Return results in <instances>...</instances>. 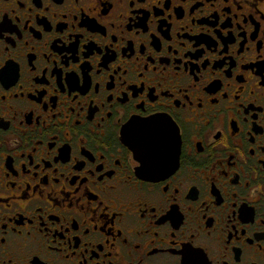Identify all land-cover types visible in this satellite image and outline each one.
Wrapping results in <instances>:
<instances>
[{
	"label": "flooded vegetation",
	"instance_id": "af4514ba",
	"mask_svg": "<svg viewBox=\"0 0 264 264\" xmlns=\"http://www.w3.org/2000/svg\"><path fill=\"white\" fill-rule=\"evenodd\" d=\"M0 66V264H264V0H0ZM145 109L164 179L117 138Z\"/></svg>",
	"mask_w": 264,
	"mask_h": 264
},
{
	"label": "snow or ice",
	"instance_id": "6c2138e0",
	"mask_svg": "<svg viewBox=\"0 0 264 264\" xmlns=\"http://www.w3.org/2000/svg\"><path fill=\"white\" fill-rule=\"evenodd\" d=\"M6 71L9 70L4 66H0V83L3 82ZM9 75L14 77L15 70L9 71ZM137 103L143 108L142 101H137ZM144 111L147 114L143 117L137 114L135 116L136 119H128L120 127L117 138L122 141L130 152L133 161L132 170L136 176L145 181L164 179L175 172L176 166L172 153L174 141L180 135L179 129L166 116L157 115L151 109H145ZM111 139L112 136L110 135L105 142L108 143ZM101 160H103V157H101ZM114 163L117 167L127 168L128 160L126 158L123 160L117 158L114 160ZM114 174L113 171H109V176ZM101 178H103L102 175ZM163 191L167 192V187ZM176 195H178V192L174 191L167 198L174 201ZM242 211L244 212V210ZM165 217L166 220H171L172 222L175 220L172 211L168 212ZM261 222L264 223V220ZM193 238H195V235H193ZM3 242V239L0 238V244ZM180 255L183 256L182 264H207L199 248H186ZM28 260L29 264H34V260L36 264H39L35 252L32 253Z\"/></svg>",
	"mask_w": 264,
	"mask_h": 264
}]
</instances>
